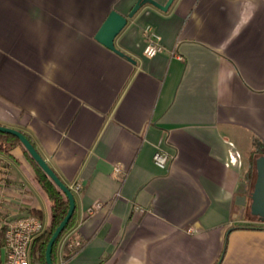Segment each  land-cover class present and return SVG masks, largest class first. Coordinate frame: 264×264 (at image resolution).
<instances>
[{
    "label": "crops",
    "instance_id": "1",
    "mask_svg": "<svg viewBox=\"0 0 264 264\" xmlns=\"http://www.w3.org/2000/svg\"><path fill=\"white\" fill-rule=\"evenodd\" d=\"M136 1L0 0V126L27 134L73 193L64 240L81 247L62 264H264V221L237 200L264 155V0L144 5L114 40L132 63L94 36ZM145 26L162 46L152 58ZM34 177L20 146L0 152V221L49 224Z\"/></svg>",
    "mask_w": 264,
    "mask_h": 264
},
{
    "label": "water",
    "instance_id": "2",
    "mask_svg": "<svg viewBox=\"0 0 264 264\" xmlns=\"http://www.w3.org/2000/svg\"><path fill=\"white\" fill-rule=\"evenodd\" d=\"M174 0H166L164 4H160L155 0H137L134 6L131 8L126 16L120 15L116 11H111L103 24L100 26L99 30L94 36V40L99 44L104 46L106 49L110 50L114 54L124 57L127 61L134 63V61L126 56L123 52L115 47L114 40L122 29L126 26L127 20L132 18L138 10L144 5H150L161 12H167ZM0 133L8 134L14 136L19 141L20 145L25 149L29 157L35 162V164L43 171V173L53 182V184L60 190V192L66 197L68 201V209L65 217L62 219L60 224L56 227L52 233L45 252L46 264H52L51 262V250L55 240L64 230L65 226L69 222L75 210V200L73 193L66 187L52 169L48 166L46 161L40 156L35 147L30 143V141L18 130L0 126ZM255 169V182L253 188L248 196H239L237 200L241 202L245 201L246 198L250 200V213L252 215L258 216L262 221H264V155H260L255 159L254 162ZM4 260V248L0 250V263Z\"/></svg>",
    "mask_w": 264,
    "mask_h": 264
},
{
    "label": "trees",
    "instance_id": "3",
    "mask_svg": "<svg viewBox=\"0 0 264 264\" xmlns=\"http://www.w3.org/2000/svg\"><path fill=\"white\" fill-rule=\"evenodd\" d=\"M22 134L34 146L29 136L25 133H22ZM15 146H20L23 149L25 156L27 157L29 163L34 168V172H35L34 178L36 182L40 185L42 190L46 193L50 201V222L42 230V232L33 240L31 248H30V252H29L30 264H46L45 252H46L47 243L52 233L56 229V227L60 224L62 219L65 217L67 209H68V201L66 197L60 192V190L53 184V182L43 173V171L29 157L25 149L20 145L17 138H15L14 136L8 135V134L0 133V152L1 153H6V151L9 148H12ZM252 172L254 173V162H252V164L250 165V171L247 173V178L249 177L250 179V174H252ZM31 214L39 218V214L36 211H32ZM74 224H75V212L73 213L72 217L70 218L69 222L65 226L64 230L59 235V237L55 240L52 246L51 255H50L52 264L59 263V256L63 262L68 261L79 250V247L75 246L76 239L74 237H70L64 240L66 235L73 228ZM246 227L257 228L256 226H246ZM1 248H4L3 229H0V249Z\"/></svg>",
    "mask_w": 264,
    "mask_h": 264
},
{
    "label": "built area",
    "instance_id": "4",
    "mask_svg": "<svg viewBox=\"0 0 264 264\" xmlns=\"http://www.w3.org/2000/svg\"><path fill=\"white\" fill-rule=\"evenodd\" d=\"M142 37L145 40L143 55L152 58L159 54L162 46L159 38L150 26H145L142 30ZM152 161L154 165L160 169H165L171 161V157L164 152L156 151L153 154ZM119 168H114V173H119ZM75 190H79V186H75ZM100 205L95 204L87 209L90 215L99 210ZM0 229H3L4 237V260L0 264H30L29 252L33 240L44 229L39 218L34 215H25L11 221L1 220ZM75 246L81 247L76 241ZM59 256V263L62 264Z\"/></svg>",
    "mask_w": 264,
    "mask_h": 264
}]
</instances>
